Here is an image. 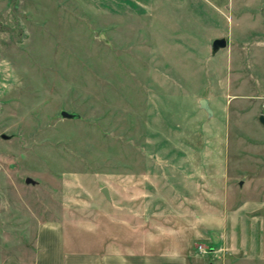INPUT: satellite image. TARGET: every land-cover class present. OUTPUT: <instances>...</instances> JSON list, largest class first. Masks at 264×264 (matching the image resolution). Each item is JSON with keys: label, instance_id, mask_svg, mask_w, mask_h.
Instances as JSON below:
<instances>
[{"label": "rangeland", "instance_id": "obj_1", "mask_svg": "<svg viewBox=\"0 0 264 264\" xmlns=\"http://www.w3.org/2000/svg\"><path fill=\"white\" fill-rule=\"evenodd\" d=\"M229 1L0 0V264L52 220L189 241L193 264L254 245L253 215L264 235V0Z\"/></svg>", "mask_w": 264, "mask_h": 264}, {"label": "crops", "instance_id": "obj_2", "mask_svg": "<svg viewBox=\"0 0 264 264\" xmlns=\"http://www.w3.org/2000/svg\"><path fill=\"white\" fill-rule=\"evenodd\" d=\"M207 1L223 10H227L230 2L229 0ZM240 214L245 216V213H239L238 216ZM203 221L206 222L207 219H202L201 222ZM259 223L258 215L250 218V231L252 232L250 238L254 237L255 244L246 246V238L244 246L232 247L233 250L222 252L219 259L220 264H264V235L263 237L258 235ZM205 224L203 223V226ZM206 225L204 227L206 232L212 233L211 228L216 227L213 224ZM237 225L235 223L232 230L230 229L234 237H238ZM240 225V228L245 229L242 236L246 237L247 226L246 224ZM203 226L196 228L195 225H191L187 231H190L191 236L202 235ZM84 227L83 222L73 219L42 223L37 230L35 252L31 264H193L195 258L199 257L198 251L190 246L189 241L181 242L173 239L171 246L166 248L160 238L144 236L132 244L129 241L121 242L120 237L108 232V226L105 223H92L96 233L91 238L85 232L83 233Z\"/></svg>", "mask_w": 264, "mask_h": 264}, {"label": "water", "instance_id": "obj_3", "mask_svg": "<svg viewBox=\"0 0 264 264\" xmlns=\"http://www.w3.org/2000/svg\"><path fill=\"white\" fill-rule=\"evenodd\" d=\"M226 45H227L226 39L224 37H220V38H215L214 40H212L210 48H211V50L213 52H216L217 50H219L221 48H224ZM199 104H200L201 108H203L207 112L208 115L212 114V110H211V108L209 106V102H208L207 98L200 99ZM61 116L65 117V118H72V117L75 116V114L67 112L65 110H62L61 111ZM258 121L262 125H264V114H260L258 116ZM2 137L6 138L7 136L3 134ZM25 181L27 183H33V180L31 178H29V177H27L25 179ZM101 192L103 193V195L105 196L106 199H109V191H108V188L106 186H103L101 188Z\"/></svg>", "mask_w": 264, "mask_h": 264}, {"label": "built area", "instance_id": "obj_4", "mask_svg": "<svg viewBox=\"0 0 264 264\" xmlns=\"http://www.w3.org/2000/svg\"><path fill=\"white\" fill-rule=\"evenodd\" d=\"M198 250L205 252V249L201 245L198 246Z\"/></svg>", "mask_w": 264, "mask_h": 264}]
</instances>
